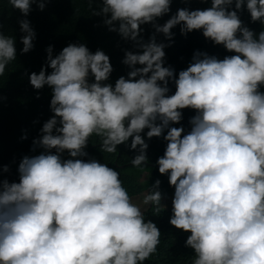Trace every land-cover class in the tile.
I'll return each instance as SVG.
<instances>
[{
	"label": "clouds",
	"instance_id": "clouds-1",
	"mask_svg": "<svg viewBox=\"0 0 264 264\" xmlns=\"http://www.w3.org/2000/svg\"><path fill=\"white\" fill-rule=\"evenodd\" d=\"M9 3L24 17L33 3L45 8V0ZM170 5L100 0L92 8L136 49L124 51L128 71L114 84L109 56L82 43H69L55 56L49 45L45 65L29 74L34 89H51L53 115L33 140L44 151L20 160L18 182L0 181V264H144L157 252L161 232L143 209L162 206L161 181L137 201L117 170L79 157L87 156L95 135L101 152L116 153L125 144L136 152L131 164L147 166L144 136L160 137L165 129L156 164L174 186L169 223L189 233L184 243L193 250L191 264H264V0H210L207 8H177L157 23ZM244 9L262 26L259 32L240 19ZM18 23L20 51L27 53L36 33L28 19ZM149 23L155 32L145 41L141 26ZM177 25L182 35L199 30L234 54L219 59L197 50L174 75L164 49ZM157 33L168 44L158 42ZM15 42L0 31V75L17 58ZM185 108L196 112L186 133L170 126ZM65 151L70 158H62Z\"/></svg>",
	"mask_w": 264,
	"mask_h": 264
},
{
	"label": "trees",
	"instance_id": "trees-1",
	"mask_svg": "<svg viewBox=\"0 0 264 264\" xmlns=\"http://www.w3.org/2000/svg\"><path fill=\"white\" fill-rule=\"evenodd\" d=\"M100 0H45V8L40 10L35 3L27 17L14 9L9 0H0V31L6 35L16 37L15 47L17 58L11 61L5 68V73L0 75V181L7 179L10 183L19 181L18 165L24 156L37 155L44 151L43 148L34 146L33 140L39 138L40 129L53 113L50 110L51 89L45 85L41 89H34L29 83L28 76L31 72H39L45 65L49 45L53 48V55L59 53L69 43L84 44L90 51L103 50L110 58L113 71L109 81L114 84L121 75L126 76L128 68L122 63L125 50H133V42L126 41L117 32L109 31L103 24L101 16L92 15V8L99 4ZM210 6V0H171V11L157 18V23L163 24L177 8L189 7V9H204ZM240 19L254 32L261 30L260 23L253 22L246 9L240 13ZM28 19L30 26L36 33L33 40V48L27 53H21L23 47L20 37L24 34L20 31L18 21ZM144 31L140 34L145 41L155 32L152 25L141 26ZM174 33L172 43L165 47V66H171L178 74L192 61L195 51L207 52L223 59L234 53L227 51L223 45H216L206 39L202 32L193 30L182 35L179 25L171 30ZM158 42L168 44L163 34L157 33ZM139 66V65H138ZM51 71V69H47ZM169 95L175 92V85L169 82ZM264 91V88H261ZM196 114L194 109L182 110V119L179 123L170 124L172 127L183 126L185 133L190 131V118ZM145 129L144 132H147ZM160 137L144 139L148 143L146 155L147 166L135 167L131 164V158L136 154L125 144L117 146L116 153L100 151V139L93 135L85 148L87 156L79 157L83 160L95 159L100 163H106L109 167L120 173L123 186L131 197H137L147 193L156 179L161 181L159 190L163 196L172 199L174 186H170L167 174H161L156 164L157 158L164 154L166 141L163 135ZM184 133H182L183 135ZM26 137V138H24ZM131 138L129 139L130 143ZM54 151V149H53ZM62 158L68 159L67 151L62 153ZM8 170H4V166ZM162 200V199H161ZM146 219L157 218L165 226L172 227L169 218L172 211L162 207L149 205L144 211ZM189 235L182 230L170 243H159L157 252L151 255L144 264H191L193 250L185 246V237Z\"/></svg>",
	"mask_w": 264,
	"mask_h": 264
},
{
	"label": "rangeland",
	"instance_id": "rangeland-1",
	"mask_svg": "<svg viewBox=\"0 0 264 264\" xmlns=\"http://www.w3.org/2000/svg\"><path fill=\"white\" fill-rule=\"evenodd\" d=\"M146 193V192H145ZM145 193H142L141 195L137 196V197H133V198H136L137 201L142 198L143 194ZM150 205V204H149ZM146 206L144 207V211L149 207ZM161 207L163 209H166V210H171L172 209V199H169L165 196H163L162 200H161ZM153 222L156 223L157 227L160 229V232H161V235H160V242L161 243H170L173 241V239L176 237V235L179 233L180 229H176L174 226L172 227H167L165 226L161 221H159L157 218H152L151 219ZM187 238V237H186Z\"/></svg>",
	"mask_w": 264,
	"mask_h": 264
}]
</instances>
